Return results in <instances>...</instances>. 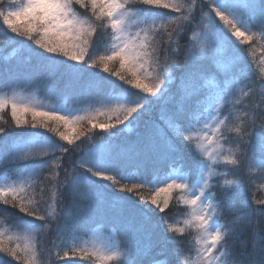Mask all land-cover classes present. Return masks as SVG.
I'll list each match as a JSON object with an SVG mask.
<instances>
[{
    "label": "snow or ice",
    "instance_id": "6c2138e0",
    "mask_svg": "<svg viewBox=\"0 0 264 264\" xmlns=\"http://www.w3.org/2000/svg\"><path fill=\"white\" fill-rule=\"evenodd\" d=\"M257 24L264 31V0H0V27L23 38L34 61L0 65V90L36 80L77 103L99 105L79 115L16 94L0 97V110L11 115L0 127L7 181L0 183V206L15 210L13 227L25 241L110 227L123 238L74 245L73 256L78 250L95 264H264V200L251 209L242 182L253 169L264 176V67L245 93L259 90L252 115L242 112L231 126L217 111L230 94L217 80L229 81L241 64L252 71L232 37L252 40ZM113 61L127 78L109 73ZM123 85L138 89L130 93L138 98L113 104L124 98L112 92H128ZM154 108L157 117L143 119ZM129 128L134 139L125 135ZM171 200L186 207L177 213L183 220L157 218ZM247 231L251 240L235 251L233 241ZM35 254L32 243L21 246L0 233V264H36ZM55 256L61 258L59 250ZM47 264H54L51 252Z\"/></svg>",
    "mask_w": 264,
    "mask_h": 264
},
{
    "label": "trees",
    "instance_id": "16d2710c",
    "mask_svg": "<svg viewBox=\"0 0 264 264\" xmlns=\"http://www.w3.org/2000/svg\"><path fill=\"white\" fill-rule=\"evenodd\" d=\"M183 2L188 3L189 0H183ZM17 5L24 3V0H15ZM253 39L250 41H246L244 44H240L239 41L232 40L236 46L242 50V53L249 61L254 62V68L250 72L247 64H241L239 68L233 73L232 78L229 81H224L223 79L217 80V84L223 87L227 84V91L230 93L226 97H222V107L220 110V118H228V123L231 126H235L239 124V120L236 119L242 112L248 111L249 115L253 114V108L259 103V90L258 88L255 90L254 94L245 95V93L249 92V88L251 87V77L253 73L259 74V70L262 67L261 64V57L264 56V31H261L259 25L257 24L252 29ZM191 35V33H189ZM23 38L16 37L15 34L10 33L6 28L0 27V65L4 64H11L15 65L18 62H22L25 64L33 63L34 61L31 60L29 52L27 49L20 43ZM166 39V36L157 37L158 41V56L160 63L163 64L166 55L165 49L163 47V40ZM30 42L24 41V44H29ZM35 47V46H33ZM102 51V50H101ZM14 53V54H13ZM5 57H9V59H5ZM109 73L115 71H121L127 78V72L119 69L118 62H109ZM209 75L213 74V69L210 66H206ZM95 71L101 73V75H109V73H104L101 67H97ZM110 79L116 81L117 84H123L122 81L118 79V77L109 76ZM26 86L17 87L16 89H4L0 90V97H7L13 94L21 96L25 98L27 101H30L45 110L49 109H59L61 113L63 112H75L76 114L83 115L87 111H91L95 107H99V105H89L86 103H77L75 102V98L58 94L48 87H37V81H24L22 82ZM51 84V81L49 82ZM124 88L128 89V92H121L119 90L112 92L111 95L113 97H123L117 101L113 99L112 103L115 104L117 102L123 103L124 100H131L136 99L133 95H130L132 92L131 85H123ZM176 85L173 84L172 88L175 90ZM138 90V89H136ZM139 91V90H138ZM137 91V92H138ZM225 100L230 101V103L225 104ZM235 101H239L240 103H232ZM258 111V110H257ZM159 113V108L152 109L150 114L145 115L143 119H155ZM30 119V117H28ZM107 118V117H103ZM11 123V115H10V108L0 110V127H8V124ZM87 124L85 121L82 125ZM14 127V125H13ZM84 127V126H82ZM87 128V127H84ZM51 135V134H49ZM129 139L135 138V130L129 128V131L125 134ZM228 135L235 136L234 133H228ZM58 139V138H56ZM60 143H63L61 141ZM231 146L235 147L234 144L226 145V147ZM72 157H68L71 159ZM6 175L3 169H0V183L7 182L3 179ZM62 176V173H61ZM51 179V178H50ZM146 179H151V177H146ZM243 184L245 185V193L244 199L247 201L248 205L251 209H256L260 207L259 205L255 204V200H264V176L261 175L258 169L251 170L246 177L243 178ZM53 184H49V190L51 191ZM49 193H45L44 195H48ZM36 198L41 196L40 188L37 187L34 193ZM143 195L148 197L151 193L145 188L143 190ZM173 195L179 197L181 192L179 190H174ZM133 199H138V197H133ZM142 202V201H141ZM249 209H246L248 211ZM15 210L8 208V211L5 212L3 207L0 206V233L4 234V239L7 241L8 237H13L14 243H18L23 246L25 243H32L35 247V260L36 264H47L48 261V254L51 252L54 264H65L66 261H73L74 264H95L94 259H87L85 258L82 253L77 250L75 256L72 254V248L74 245H79V247H87V237L92 232V230H88L87 234H72V235H64L61 234L57 236L56 233L45 234L43 236L42 242L36 239L31 241H25L24 236L25 232L23 230L17 229L13 227V222L15 217H11V213ZM158 217H165L168 220H172L173 218L183 220V215L177 216V213H183L187 211L186 207L182 204H176L175 200L170 201L169 209H167L164 213H159ZM11 217V218H10ZM177 226H183L182 224H178ZM102 231L106 235H112L114 238L122 239L123 235L121 234L120 237H116V234L111 231L110 227H103L101 228ZM191 232V239H195V232L193 230H188ZM180 235V234H176ZM19 237V239H17ZM251 240V232H243L238 235V237L233 241V248L235 251L240 250L241 241H250ZM57 250L60 251V257L56 258L55 254ZM63 251H68L69 256L63 257ZM250 251V247H249ZM186 256H189L188 252H185ZM195 258V253H191L190 259Z\"/></svg>",
    "mask_w": 264,
    "mask_h": 264
},
{
    "label": "rangeland",
    "instance_id": "374dc122",
    "mask_svg": "<svg viewBox=\"0 0 264 264\" xmlns=\"http://www.w3.org/2000/svg\"><path fill=\"white\" fill-rule=\"evenodd\" d=\"M189 2H190V0H189ZM220 26L223 27L222 23H221ZM229 35H230V33H229ZM232 40L236 41L235 37H232ZM261 59H262L261 64H262V66L264 67V56L261 57ZM251 65H252V68H254V62H253V61H251ZM100 72H101V71H100ZM131 88H132V87H131ZM131 90H132L133 93H136V92L138 91V90L133 89V88H132ZM217 111H218V109H217ZM105 119H106V118H105ZM81 126L88 127L87 124H84V125H81ZM96 131L99 132V129H97ZM128 131H129V129L125 131V134H126ZM63 143H66V142H63ZM106 237H108V235H106V234L102 231L101 228H99V229H95V230L92 232L91 236L88 238V243H87L88 248H91V246H92V244H93V242H94L95 240H97V239H102V238H106ZM46 258H48V257H46Z\"/></svg>",
    "mask_w": 264,
    "mask_h": 264
}]
</instances>
